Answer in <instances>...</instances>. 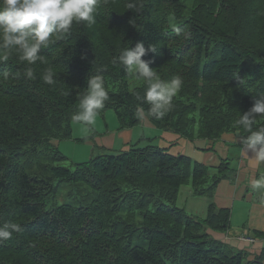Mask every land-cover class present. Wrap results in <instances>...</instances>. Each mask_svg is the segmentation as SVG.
Wrapping results in <instances>:
<instances>
[{
  "label": "trees",
  "instance_id": "trees-1",
  "mask_svg": "<svg viewBox=\"0 0 264 264\" xmlns=\"http://www.w3.org/2000/svg\"><path fill=\"white\" fill-rule=\"evenodd\" d=\"M94 15L91 26L74 22L42 48L43 62L30 65L34 79L24 76L29 65L18 51L0 49L8 57L0 62V225L21 228L0 242V264H264V247L251 258L207 232L230 229L229 209L213 199L235 174V157L210 167L169 154L154 138L124 151L99 149L87 146L103 134L96 122L71 120L88 77L100 75L109 97L98 116L104 130L112 111L116 130L146 118L188 141L246 136L237 121L264 96V0H98ZM137 42L156 47L158 55L142 59L153 61L162 80L183 79L159 120L137 99L144 82L130 88L129 73L113 63ZM46 70L51 85L42 80ZM259 127L264 115L255 118ZM70 141L74 146L60 149ZM183 186L206 200L204 216L177 206ZM253 234L264 238V230Z\"/></svg>",
  "mask_w": 264,
  "mask_h": 264
},
{
  "label": "clouds",
  "instance_id": "clouds-1",
  "mask_svg": "<svg viewBox=\"0 0 264 264\" xmlns=\"http://www.w3.org/2000/svg\"><path fill=\"white\" fill-rule=\"evenodd\" d=\"M97 5L98 0H0V49L18 51L19 59L29 65L24 76L34 79L30 65L37 61L43 62L44 57L40 54L42 48H46L54 38L67 34L74 22H86L89 26L94 24ZM127 7L132 10L137 5L129 2ZM149 53L159 54L154 45L146 48L144 43L137 42L134 47L124 49L113 63L144 82V96H137V99L149 105L147 115L159 120L172 110L173 100L182 89L183 79L176 75L170 80H162L150 67L153 61L142 59ZM7 59L6 54L0 56V62ZM42 80L45 84H53L52 71L46 70ZM108 98L103 77H88L79 108L71 117L72 122L93 125ZM142 114L144 109L139 108L137 115ZM258 115H264V96L258 99L254 97L252 107L241 114L237 124L247 133L242 137V145L254 154V160L264 163V127L253 128ZM251 187L254 190L264 189V176L253 179ZM20 230V225L13 222L0 225V242L11 239L13 233Z\"/></svg>",
  "mask_w": 264,
  "mask_h": 264
},
{
  "label": "crops",
  "instance_id": "crops-1",
  "mask_svg": "<svg viewBox=\"0 0 264 264\" xmlns=\"http://www.w3.org/2000/svg\"><path fill=\"white\" fill-rule=\"evenodd\" d=\"M99 126L96 122L97 130L103 134L89 141L87 146L95 144L99 149L124 151L138 138H154L153 144L166 149L169 154L183 155L210 167L235 157L232 162L235 174L217 185L213 199L218 208L229 209L230 229L226 233L207 232L215 239L247 252L251 258L260 254L264 238L253 233L264 230V189L254 190L251 181L264 176V163L253 159L254 154L242 145L239 132L225 133L213 141H188L171 132L157 130L146 118H142L140 126L133 129L116 130V126H112L104 130ZM176 204L189 215L200 217L205 214L206 200L193 197L188 186L181 187Z\"/></svg>",
  "mask_w": 264,
  "mask_h": 264
},
{
  "label": "rangeland",
  "instance_id": "rangeland-1",
  "mask_svg": "<svg viewBox=\"0 0 264 264\" xmlns=\"http://www.w3.org/2000/svg\"><path fill=\"white\" fill-rule=\"evenodd\" d=\"M127 82H128V85H129V87L130 88H134V87H136V86H138V85H140V84H142L143 83V81L142 80H138V79H136L131 73H129L128 74V78H127ZM114 117V118H113ZM114 119H115V116H114V114H113V112L112 111H109V112H107L106 114H105V123L110 127L111 126V124H112V122H114ZM103 119L101 118V119H98V117H97V119H96V122H97V124L98 125H100L99 127L100 128H104V122L102 121ZM115 121H116V119H115ZM116 126V125H115ZM76 128V129H75ZM111 128V127H110ZM73 130H76V132H78V130H79V125H73ZM75 134V131H74V133H73V135ZM77 138V137H76ZM72 143L73 142H69V143H63V142H61L60 143V149H62L63 147H69V146H74V145H72ZM75 143V142H74ZM79 145H81V144H79ZM65 151H67V152H70V150H69V148H67V149H64ZM82 155H83V159H87L88 158V151H87V149L86 148H83V150H82ZM62 164H65V165H67L68 163L67 162H65V163H61V165ZM66 191H67V188H63L62 190H61V192H60V194H64V193H66ZM192 192V191H191ZM192 196H193V194H192ZM194 197V196H193ZM195 198H197V197H195Z\"/></svg>",
  "mask_w": 264,
  "mask_h": 264
}]
</instances>
